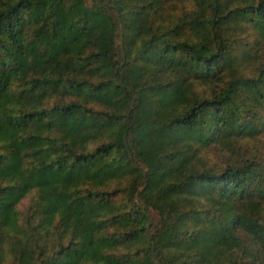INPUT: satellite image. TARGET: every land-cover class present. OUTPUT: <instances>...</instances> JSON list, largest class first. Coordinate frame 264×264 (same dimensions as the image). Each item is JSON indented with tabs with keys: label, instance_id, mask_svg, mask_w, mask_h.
I'll return each instance as SVG.
<instances>
[{
	"label": "trees",
	"instance_id": "16d2710c",
	"mask_svg": "<svg viewBox=\"0 0 264 264\" xmlns=\"http://www.w3.org/2000/svg\"><path fill=\"white\" fill-rule=\"evenodd\" d=\"M0 264H264V0H0Z\"/></svg>",
	"mask_w": 264,
	"mask_h": 264
}]
</instances>
